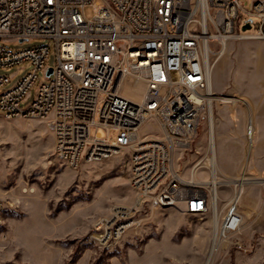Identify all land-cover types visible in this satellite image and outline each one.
Instances as JSON below:
<instances>
[{
	"label": "built area",
	"instance_id": "built-area-1",
	"mask_svg": "<svg viewBox=\"0 0 264 264\" xmlns=\"http://www.w3.org/2000/svg\"><path fill=\"white\" fill-rule=\"evenodd\" d=\"M94 6L93 18L84 9ZM250 29L243 31L244 25ZM47 38L56 47V64L48 76L50 45L13 51L4 41ZM264 40V0L246 10L240 0H0V68L25 64L30 70L10 89L0 92L3 117L45 121L54 139L52 153L68 167L130 153V207H117L94 227L92 238L106 245L140 227V212L180 208L204 215L214 200L213 188L198 171L213 177L210 164V108L215 61L232 41ZM22 72V71H21ZM36 98L26 104L39 74ZM131 78L143 83L138 99L122 88ZM11 80L0 74V90ZM208 123V150L184 178L176 153L190 148L202 122ZM92 128L118 131L115 140ZM246 138L254 146L255 125L247 120ZM219 175L218 190L228 188L220 240L239 232L247 185H264V177ZM181 204V206H180ZM0 202V234L6 238ZM224 211V210H223ZM3 228V229H2ZM235 245L241 247L240 242Z\"/></svg>",
	"mask_w": 264,
	"mask_h": 264
},
{
	"label": "rangeland",
	"instance_id": "rangeland-1",
	"mask_svg": "<svg viewBox=\"0 0 264 264\" xmlns=\"http://www.w3.org/2000/svg\"><path fill=\"white\" fill-rule=\"evenodd\" d=\"M97 1L104 4V0ZM240 1L244 9L251 10L253 0ZM84 13L93 18V4H88ZM3 44L13 51L50 45L47 66L56 64V47L50 39ZM214 61L215 94L238 99L214 103L219 165L224 161L221 172L228 177H264V120L250 152L246 126L249 111L256 121L255 107L241 101L264 100V40L232 41L224 55ZM29 70L25 64L10 70L0 68V74L11 77L0 92L12 88ZM48 81L41 72L26 104L35 100L38 86ZM143 90L144 84L135 85L131 78L122 88L134 99ZM3 114L0 111V202L9 209L4 227L8 235L4 238L0 234V264H204L213 237L211 208L200 215L184 213L182 207L146 206L139 215L145 218L140 227L130 229L117 242L100 244L91 237L95 225L110 217L115 208L132 206L135 199L130 153L84 162L72 169L52 153L54 139L45 121L9 120ZM208 130L204 119L190 148L176 153L177 165L186 179L194 163L208 150ZM96 132L111 140L118 135L116 129H91L92 135ZM229 149L234 160L231 163L240 164L235 173L227 169L231 166L226 161ZM198 176L208 179L204 169ZM218 193L221 225L230 192L224 188ZM240 211L243 225L239 232L219 240L212 264H264V185L244 188Z\"/></svg>",
	"mask_w": 264,
	"mask_h": 264
},
{
	"label": "bare ground",
	"instance_id": "bare-ground-1",
	"mask_svg": "<svg viewBox=\"0 0 264 264\" xmlns=\"http://www.w3.org/2000/svg\"><path fill=\"white\" fill-rule=\"evenodd\" d=\"M227 48V45H226ZM225 48V50H226ZM225 53V52H224ZM220 59V58H219ZM214 85H213V76H212V91L214 92L213 89ZM215 93V92H214ZM217 101L220 102H237L238 99L234 98V97H224V96H217L215 98ZM241 101L243 103H245V105L248 107L249 103L246 102L244 99H241ZM210 144H209V149L211 151V157L209 159L210 164L213 166L212 168V172H213V177H211L209 175V173L206 171V174L208 175V179H202L204 180L205 183L209 184L213 190H214V200H212L211 203V210H212V214H213V221H212V225H213V237H212V242H211V247L208 253V256L206 257V260L204 262V264H212L213 261V257L214 254L216 252V249L218 250V244H219V240H220V210H219V193H218V182H219V175H223V173L221 172V169L218 166L217 163V139H216V135L214 132V114L212 112V109L210 108ZM248 182H257L256 178H250V180H248Z\"/></svg>",
	"mask_w": 264,
	"mask_h": 264
},
{
	"label": "crops",
	"instance_id": "crops-1",
	"mask_svg": "<svg viewBox=\"0 0 264 264\" xmlns=\"http://www.w3.org/2000/svg\"><path fill=\"white\" fill-rule=\"evenodd\" d=\"M248 103H249V107H252V108L255 107V117H256L257 123L254 120L253 115H252V113L250 111H249V115H248V118L251 117L253 119V122H254V125H255V140H254V144H255L256 138L258 136V127L262 128L261 127L262 126L261 123H263V120H264V100L260 99L259 101H257V100L251 99L250 101H248ZM215 135L217 136V134H215ZM246 143H247L248 151L251 152L252 149L250 150V148L248 146L247 138H246ZM233 145L234 144L232 142V148H233ZM218 148H219V142L217 141V163H218L219 168H222V167L224 168V161L220 162L221 165H219V162H218V157L220 159V152H219V156H218ZM253 148H254V146H253ZM224 154H226V153H224ZM223 159L224 160L226 159L225 155H223ZM226 161L231 164V166H229L227 168L229 170V173L232 172V171H234V173L238 171V169L240 167V164L234 163V162H233V164L231 163V161H234L233 157H232V149L228 150V159Z\"/></svg>",
	"mask_w": 264,
	"mask_h": 264
},
{
	"label": "water",
	"instance_id": "water-1",
	"mask_svg": "<svg viewBox=\"0 0 264 264\" xmlns=\"http://www.w3.org/2000/svg\"><path fill=\"white\" fill-rule=\"evenodd\" d=\"M248 29H250V24H246V25H244L243 28H242L243 31H246V30H248ZM52 72H53V69L50 68V69H49V72H48V76H50V75L52 74Z\"/></svg>",
	"mask_w": 264,
	"mask_h": 264
}]
</instances>
